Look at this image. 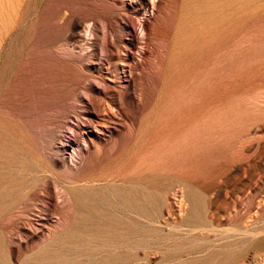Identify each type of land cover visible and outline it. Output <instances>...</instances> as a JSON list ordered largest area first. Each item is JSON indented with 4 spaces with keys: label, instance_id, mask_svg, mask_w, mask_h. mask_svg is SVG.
<instances>
[{
    "label": "rangeland",
    "instance_id": "obj_1",
    "mask_svg": "<svg viewBox=\"0 0 264 264\" xmlns=\"http://www.w3.org/2000/svg\"><path fill=\"white\" fill-rule=\"evenodd\" d=\"M0 264H264V0H0Z\"/></svg>",
    "mask_w": 264,
    "mask_h": 264
},
{
    "label": "bare ground",
    "instance_id": "obj_2",
    "mask_svg": "<svg viewBox=\"0 0 264 264\" xmlns=\"http://www.w3.org/2000/svg\"><path fill=\"white\" fill-rule=\"evenodd\" d=\"M191 101V100H190Z\"/></svg>",
    "mask_w": 264,
    "mask_h": 264
}]
</instances>
